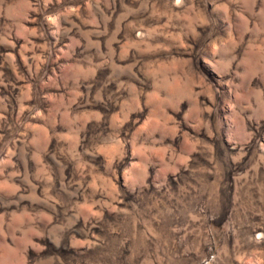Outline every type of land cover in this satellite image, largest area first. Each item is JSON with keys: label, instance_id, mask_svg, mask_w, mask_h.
I'll list each match as a JSON object with an SVG mask.
<instances>
[{"label": "rangeland", "instance_id": "1", "mask_svg": "<svg viewBox=\"0 0 264 264\" xmlns=\"http://www.w3.org/2000/svg\"><path fill=\"white\" fill-rule=\"evenodd\" d=\"M0 264H264V0H0Z\"/></svg>", "mask_w": 264, "mask_h": 264}]
</instances>
